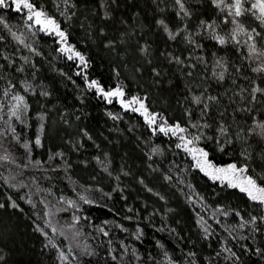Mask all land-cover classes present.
Masks as SVG:
<instances>
[{
  "label": "snow or ice",
  "instance_id": "obj_1",
  "mask_svg": "<svg viewBox=\"0 0 264 264\" xmlns=\"http://www.w3.org/2000/svg\"><path fill=\"white\" fill-rule=\"evenodd\" d=\"M96 8L92 9L93 19L83 15L84 23L80 27L86 34L91 33L98 39L111 54L118 60L119 64L114 66L112 71L117 77L115 86H106L99 78L89 76L87 71L91 67V59L87 53L77 48L76 44L70 41V31L67 27L61 26V20L49 10V5L42 0H0V7L4 9H15L21 15L19 26L11 25L9 19L0 15V25L7 30V33L28 49L29 55H21L20 62L17 63L7 51L2 55L5 63L0 64V79L4 81L5 87L0 95V121L4 127L0 128V141L8 143L5 139L11 134V140L22 142L25 149V159L29 163H19L11 151H4L0 155V161L8 162L7 165L0 164V167L7 168V174L3 176L4 186L8 189H20L24 186L23 180L17 177L23 174L24 169L30 167L41 168L44 161L32 160V148L34 146L43 147V137L45 135L46 112H38L40 118L39 132L32 141L23 139L17 132L16 124L28 125V111L30 108L28 93H36L39 88V95L49 97L52 93L44 87L43 83L35 84L39 65L32 59V54L43 56V53L34 45L28 42V37H35L37 32L48 34L58 42L56 51L66 55L67 59L78 62L77 75L83 76V83L88 90H92L94 95L112 103L116 101L124 110L138 113L149 129V135L155 136L163 134L165 137H174L166 146L154 143L150 138H142L146 158L151 161L147 164L149 175L159 172V178L168 182H173V176L169 174L171 167L166 171L160 167L164 164L165 154L174 145L176 149H183L190 159V167L198 169L204 173L211 181L218 182L225 188L236 189L245 197L244 206H233L220 202L212 209V218L220 223V216L224 218L232 217L236 220L234 225L223 224V231L231 241L251 239L256 245L253 249L248 243H244V251L253 252L264 260V0H207L213 15L208 19L202 18L205 13H198L190 0H151L153 5V15L151 19L152 28L163 34L165 39L164 49L157 54L153 47V42L144 40L137 29L149 27L143 23L141 11H135L128 18L116 17V10L119 8L118 0H95ZM88 6V0H54L51 7L63 20L69 24L77 18L79 9ZM99 16V23L95 17ZM195 17V23H190ZM115 22V24H112ZM118 25V26H116ZM16 28L17 30H14ZM123 29V30H121ZM151 30V29H150ZM139 35L140 39L135 37ZM7 36L0 34V41H5ZM141 41H144L141 43ZM169 42L173 48L168 49ZM206 42H212L213 48L219 47L218 51L225 55H218L217 51L209 54L212 60L209 61L204 54ZM186 46V47H185ZM179 51V54L177 52ZM186 53V55H185ZM210 65V76L208 67ZM122 69L129 72L136 81L143 80L147 87L139 88L136 92L129 94L127 76H121ZM69 81L75 84L72 77L58 69ZM147 72V77L145 73ZM184 78V91L181 100H177V105L181 106V118H170L163 111L153 107L152 97L155 93L153 88H161L164 84L169 87L177 86L179 77ZM17 74L22 75L17 79ZM28 76L31 79L27 78ZM210 81H215V88ZM227 85V87H225ZM77 87H79L77 85ZM80 98L84 99V93H80ZM83 114V113H81ZM68 108H64V115L60 120L68 128L75 127V131L69 133L67 145L80 152L84 149L85 143L91 141L100 154L93 159L104 173L112 177L115 173L117 183L112 191L104 193L111 197L113 192L122 194L126 185L119 183L121 174L131 177L148 193H155L161 201L167 203L168 197L156 191L155 187H149V182L143 173L135 174L123 164L113 166L114 155L101 148V144L94 139L93 134L86 127L74 125L71 120ZM107 115L113 120H121L122 113L108 111ZM7 117V119H5ZM81 119L75 116V121ZM129 128L135 125L129 124ZM85 138H87L85 140ZM213 145L223 155L229 156L225 163H217L210 158L208 145ZM3 144L0 143V148ZM60 157L63 163H56L55 167L62 168L67 174L72 168V164L66 159V154L58 150L49 155L48 160ZM159 157V164L153 159ZM83 164L89 163L88 159L82 161ZM172 167V162L169 161ZM15 165L16 167H11ZM189 166H186V170ZM47 171V169H45ZM178 174V173H177ZM34 182V178H33ZM179 183H183L180 180ZM81 191L77 192L76 198L68 197L63 194L59 196L62 204L54 210L45 197H40L44 207L36 215L42 219V226L33 220L36 231L42 233L47 240V245L56 250L59 264H80L77 258L78 253L75 248L87 256H95L97 252L89 245H81L78 237L81 235L79 224L87 222L89 217L84 213L83 204H95L98 201L91 198L90 193L95 189L104 192L99 185H81ZM188 187H194L189 184ZM37 191H41L37 187ZM51 192V189H47ZM184 191L183 188L180 189ZM6 199L0 201V209L12 207L14 209L23 208L14 194L6 193ZM21 200L36 207V202L32 199V192L25 193ZM126 199V197H125ZM189 201L195 199L201 204L205 212L211 208L207 204L204 196L199 192L195 196H187ZM67 206L71 210V222L59 224L53 222L55 212L64 210ZM154 211H159L154 208ZM173 210L166 208L163 216L166 218L168 213ZM196 223L199 226L201 235L206 239H211L215 234V229L205 220L200 212L195 211ZM219 214V215H218ZM151 215V213H150ZM132 217H128L131 219ZM109 222H105L108 224ZM117 228L128 231L123 224L112 221ZM46 226V227H45ZM166 225L161 223V231L165 230ZM51 233H58L68 241L62 247L63 241L57 243L55 238H50ZM246 229L242 233L240 230ZM168 231L175 232L174 228L168 227ZM98 231L103 237H109V230L106 227H98ZM137 240L143 236V229L136 225V232L130 233ZM178 235V233H177ZM223 242L219 243L222 252H215L219 261L221 256L224 262L230 264H244L241 254L230 245V241L225 237H220ZM100 243H104L102 239ZM122 246L119 253L111 239L107 240L108 248L104 255L110 257L111 261L118 264H199L197 253L189 251L183 257V262L179 258H174L166 249L162 241L157 240L156 244L162 252L161 261H157L150 253H140L135 247L131 248L129 256L128 245L121 240ZM5 257L0 255V261ZM209 264H213L211 258Z\"/></svg>",
  "mask_w": 264,
  "mask_h": 264
},
{
  "label": "trees",
  "instance_id": "obj_2",
  "mask_svg": "<svg viewBox=\"0 0 264 264\" xmlns=\"http://www.w3.org/2000/svg\"><path fill=\"white\" fill-rule=\"evenodd\" d=\"M42 2L47 3L50 12L61 20V26L69 29L70 41L76 44L78 49L87 53L91 59V67L87 70L89 76L99 78L106 86H115L117 77L112 69L119 64V60L102 46L94 35L91 33L86 34L84 29L80 27V24L84 23L83 15L93 19L92 9L96 8L95 0H88V6L79 9L77 18L71 24L63 20L55 8L51 7L54 0H42ZM118 2L120 6L116 10L117 18L121 16L128 18L133 12L141 11L143 23L149 27H142L137 29V31L144 36V40L153 42V47L156 49L157 54L161 52L165 47L166 37L151 26L153 15L151 0H118ZM190 3L196 8L198 13H205L202 18L208 19L213 15L207 0H190ZM0 15L8 18L9 23L15 26H19L22 18L15 9L10 10L2 7H0ZM95 20L99 23L100 17L96 16ZM195 22V17H193L190 23ZM112 24H115V22H112ZM14 30L17 29L14 28ZM0 34L7 36L5 41H0V64L5 63L2 55L3 51H7L10 56L15 53L12 58L17 63L20 62L22 54L29 55L28 49L19 45L7 33L3 25H0ZM135 39L139 40L140 36L137 35ZM28 42L34 44L43 53V56L32 54V59L39 65L37 80L34 83L39 84L42 82L46 90L50 91L52 95L49 97L39 95V88H37L36 93L29 92L27 94L30 104L27 113L29 118L28 125H21L18 121H14V123L16 124L17 132L21 134L22 138L32 141L34 145V137L39 132L38 126L40 124V118L37 113H47L44 121L45 135L42 138L43 147L34 146L31 157L32 160H41L45 163L41 168L30 167L23 170V174L18 178L24 181V186L20 189H8L4 186L3 176L7 174V168L0 167V201L6 199V193L14 194L13 199H16L23 208L22 212L20 209L12 207L0 209V255L5 257L3 261H0V264H59L56 250L46 246L47 240L42 233L36 231L33 224V220H35L36 223L44 226L41 217L36 215L44 207L40 197H45L52 207H58L62 204L59 201L61 194L75 199L77 192L81 191L80 186L87 184L99 185L104 189V192L95 189L90 195L91 198L96 199L98 202L82 205L84 213L87 214L89 220L87 222L82 221L79 224L80 242H82L81 245H89L94 248L97 255L87 256L81 251V248H75L80 264H118V262H113L110 257L104 255L108 248V239L112 240L117 253L122 248L121 240L128 245L129 256L125 257V260L131 257V248L135 247L140 253H150L158 262L161 261L162 252L156 244V241L159 240L165 244L166 249L174 258H179L182 262L187 252L192 251L197 253L199 264H209L208 258H211L213 264H230V262H224L222 256L219 261L215 256V252H222L219 248V243L223 242V240H220V237H225L230 241V245L241 254L244 264H264V260L254 255L253 252L243 250L242 245L244 243H248L253 249L255 248L256 245L251 239L231 241V238L227 237L223 231V224L234 225L236 220L231 216L224 218L221 215L220 223L218 224L211 215L212 209L220 202L243 207L245 197L242 193H239L236 189L225 188L223 185H219L218 182L211 181L198 169L191 168L189 166L191 158L184 153L183 149H176L174 145L166 151L165 163L160 164V167L166 171L171 167L169 174L173 176V182L160 179L159 172L149 175L147 164L151 161L146 158V149L143 147L142 138H150L154 143L163 146H166L170 140L174 141L175 138L165 137L163 134L150 136L146 123L138 113L122 109L116 101L108 103L99 96L94 95L92 90L86 89L83 83V76L77 75V67H80L78 62L69 60L65 54L56 51L58 42L54 37L37 32L35 37H28ZM143 42L141 41V43ZM219 47L221 46L217 45L216 48H213L212 42H206L204 54L209 61L212 60V56L209 54L211 51H217L218 55H225V53L218 51ZM172 48L173 45L169 42L168 49L171 51ZM177 54H179V51ZM202 67L209 68L207 75L210 76V65ZM58 69H63L64 72H67L72 77V80L75 81V84L69 81ZM6 74L0 73V75ZM22 75L26 74H17L16 78L19 79ZM121 76L128 77L125 83L128 85L127 91L129 94L136 92L139 88L147 87L143 80H134L125 69H122ZM177 76L179 77L176 82L177 86L169 87L164 84L163 87L159 89L153 88L152 90L155 93L151 98L153 107L163 111L170 118H181L182 114L181 106L177 105L176 101L181 100L183 95L184 78L179 76L178 73ZM145 77L148 78L147 72ZM27 78L31 79L30 76ZM210 83L215 88V81H210ZM3 87H5L4 81L0 79V95H2ZM81 92L84 93V99L80 98ZM182 103L183 101L181 100ZM64 108H68L69 112L73 114L71 120L74 125L86 127L93 134L94 139L101 144V148L114 155V167L123 164L137 175L143 173L146 181L149 182V187L154 186L156 191H160L162 195L168 197L167 203L165 204V201L159 200L154 192L148 193L136 180L131 177H125L123 174H121L119 183L122 186H127L125 191L122 194L113 192L111 197L105 196L104 193L112 191L117 183L115 173L112 177H109L96 164L93 157L100 154V150L96 149L91 141H87L84 149L80 152H76L67 145L68 136L65 133V129L72 133L75 131V127L68 128L60 120V117L64 115ZM108 111L122 113L123 118L113 121L107 115ZM77 115L81 117L78 122L75 121V116ZM129 124L135 125V128H129ZM2 127H4V123L0 121V128ZM5 139L10 141L11 146L0 141L3 144L2 148L11 151L19 163H29L25 159V149L22 146V142L18 143L15 140H11V134ZM208 148L210 158L214 159L215 162L225 163L229 160V156L221 154L213 145L209 144ZM58 150L64 151L66 159L72 164V168L68 170L67 174L62 168L58 169L55 167L56 163H63L60 157H54L51 161L48 160L49 155ZM84 159L89 160L87 165L82 163ZM153 159L159 164V157H154ZM169 161L176 167H172ZM0 164L7 165V162L0 161ZM186 166H189L187 170ZM180 180H183L182 184L179 183ZM189 184L194 187H188ZM37 187L41 191H37ZM181 188L184 189L183 192L180 191ZM47 189L52 191L49 193L46 191ZM29 191L32 192V199L36 202L35 208L28 204L26 200L20 199ZM197 192L204 196L208 205H211L207 212L197 200L189 201L186 199L187 196H195ZM154 208L159 211H154ZM166 208H170L173 211L168 213L165 218L163 212ZM193 210L200 212L215 229V234L211 239H206L201 235ZM70 217L71 210L64 206V210L60 211L57 217V222L61 225L71 222ZM128 217L132 218L128 219ZM106 221L109 223L105 224ZM112 221L123 224L128 231L117 228L111 223ZM161 223L166 225L163 231H161ZM136 225L143 229L144 234L140 240L130 234L136 232ZM98 227H106L109 230V237H103L98 231ZM168 227L174 228L176 231H168ZM46 230L49 231L50 238L54 237L57 243L63 241L61 246H66L68 241L64 240V237L58 233H51L50 229ZM240 231L245 234L247 232L246 229ZM102 239L104 243H100ZM261 246L264 247V245ZM133 264H135L134 260Z\"/></svg>",
  "mask_w": 264,
  "mask_h": 264
},
{
  "label": "rangeland",
  "instance_id": "obj_3",
  "mask_svg": "<svg viewBox=\"0 0 264 264\" xmlns=\"http://www.w3.org/2000/svg\"><path fill=\"white\" fill-rule=\"evenodd\" d=\"M4 151H6V150H4L3 148H0V155H3V152ZM8 163V162H7ZM11 167H16L15 165H12ZM19 178V176L17 177V179ZM19 180V179H18ZM53 208V210L56 208V207H52ZM59 214H60V212H55L54 213V217H53V222L55 223V222H57V217L59 216ZM78 239H79V241H81V235L78 237ZM80 243H82V242H80Z\"/></svg>",
  "mask_w": 264,
  "mask_h": 264
}]
</instances>
